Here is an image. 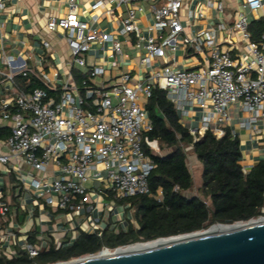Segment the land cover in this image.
Wrapping results in <instances>:
<instances>
[{
    "label": "built area",
    "instance_id": "obj_1",
    "mask_svg": "<svg viewBox=\"0 0 264 264\" xmlns=\"http://www.w3.org/2000/svg\"><path fill=\"white\" fill-rule=\"evenodd\" d=\"M141 1L150 2L148 11L153 18L146 29L140 25ZM205 1L206 9L216 10L221 20L190 35L183 24L187 0H95L88 16L80 12L76 0H67L68 14L47 24L49 32H63L70 55L69 72L56 73L54 78L28 69L21 58L1 53V64L7 69L0 68V82L15 83L17 75L36 73L52 91L26 93L15 88L12 96L0 102L1 119L9 132L3 141L8 151L0 154V164H13L18 172L15 165L21 161L43 176L30 173L19 178L22 189L33 192L35 203L42 201L50 208L78 215L84 210L95 212L102 198L123 202L150 195L148 179L155 163L148 150H160L146 136L152 124L145 106L155 89L166 93L180 122L199 114V126L188 129L197 141L207 132L223 137L232 121L230 109L237 106L239 128L264 145V34L260 42H253L244 11L238 10L229 26L223 20L224 1ZM242 6L255 13L263 2L242 0ZM4 7L0 0V9ZM120 8H125L124 17L116 15ZM206 17L205 10L187 11L191 25ZM105 21L120 22L121 28L106 32L101 26ZM42 45L51 48L47 40ZM128 46L135 49L143 77L123 68ZM180 46L204 57L206 65L188 70L155 66L157 60H174ZM89 56L94 58L92 63ZM105 58L120 70L114 83L104 79ZM76 70H82L80 82ZM8 211L0 204L1 219L7 218ZM87 229L95 233L99 227L93 223ZM4 237L14 235L0 229V239ZM117 249L103 248L85 257ZM24 251L34 260L41 250L27 244Z\"/></svg>",
    "mask_w": 264,
    "mask_h": 264
},
{
    "label": "crops",
    "instance_id": "obj_2",
    "mask_svg": "<svg viewBox=\"0 0 264 264\" xmlns=\"http://www.w3.org/2000/svg\"><path fill=\"white\" fill-rule=\"evenodd\" d=\"M78 9L86 16L89 15L91 6L95 0H76ZM225 12L223 20L230 26L234 22L237 11H244L249 23L264 19L263 7L255 13L246 10L242 6V0H223ZM5 7L0 9V56L4 52L6 55L16 59H23L28 69L37 72H44L51 78L56 73L65 75L69 72L67 65L70 59L68 47L63 32L51 33L47 29V24L52 18L64 17L69 12L67 0H2ZM144 8V12L139 14L140 25L145 28L153 23L151 13L148 11L150 2L141 1L138 3ZM205 0H187L183 10L184 26L187 33L194 35L197 32L215 26L221 20L220 14L213 9H206ZM205 10L207 17L200 19L195 24L188 23V10ZM116 15L125 16V8L116 10ZM119 23H109L105 21L101 26L106 32H116L120 29ZM42 40H47L51 44L50 49H45ZM128 58L125 60L124 69L131 71L137 77H143L144 72L140 65V60L135 56V49L128 46L125 48ZM174 60H157V68L171 66L176 70L198 69L206 65L205 58L187 52L183 47H179L174 54ZM88 61L92 63L94 58L89 56ZM107 62L105 81L116 82L120 70L113 69ZM0 68H5L1 64ZM7 69V68H5ZM79 76L82 70L75 71ZM75 75V74H74ZM80 82L81 77H76ZM15 83L4 81L0 83V99L12 96ZM232 121L230 129L237 133L241 141L243 154L242 165L244 169L251 170L258 162L264 160V145L256 140H252L250 134L239 128V116L237 106L230 109ZM199 114L194 119H182L181 123L187 129L199 126ZM7 128V124L1 119L0 129ZM8 129V128H7ZM0 139V154L7 153V147ZM197 160V158H196ZM198 162V160H197ZM199 164V162H198ZM13 164L5 166L0 164V204L8 208L7 218L1 219L0 229L5 232L11 231L14 238L4 237L0 239V258L12 260L17 256L27 255L24 248L27 244L33 245L40 253L50 251L52 248L61 250L74 244L81 234L92 235L90 225L96 223L99 230L95 233L118 232L128 230L129 223L134 224V211L129 210L128 204L117 202L111 198L99 200V209L95 212L82 211L78 215L71 212L59 211L46 206L42 201L35 203L33 192L24 191L19 181L20 175L32 174L33 177L43 178L42 175L33 171L23 162L19 161L15 165L20 171L13 169ZM201 167V165H200ZM89 185H92L91 183ZM201 185V184H200ZM200 185L198 187H200Z\"/></svg>",
    "mask_w": 264,
    "mask_h": 264
},
{
    "label": "trees",
    "instance_id": "obj_3",
    "mask_svg": "<svg viewBox=\"0 0 264 264\" xmlns=\"http://www.w3.org/2000/svg\"><path fill=\"white\" fill-rule=\"evenodd\" d=\"M249 31L252 41L260 42L264 19L251 23ZM14 82L26 93L37 89L52 93L36 73L17 75ZM145 109L152 124V131L146 136L149 141L157 142L160 152L148 150L155 163L148 179L150 195L123 201L134 211L135 223H129L127 232H105L102 237L84 233L73 245L61 250L52 248L34 260L26 256L13 260L0 258V264L69 262L96 254L103 248L117 249L193 234L214 225H233L264 217V160L244 174L239 137H234L227 128L221 138L207 132L197 141L180 122L179 112L160 89L153 91ZM8 136V129L1 128L0 139L5 141ZM188 150L202 169V181L196 194H193L195 185Z\"/></svg>",
    "mask_w": 264,
    "mask_h": 264
},
{
    "label": "water",
    "instance_id": "obj_4",
    "mask_svg": "<svg viewBox=\"0 0 264 264\" xmlns=\"http://www.w3.org/2000/svg\"><path fill=\"white\" fill-rule=\"evenodd\" d=\"M75 264H264V224Z\"/></svg>",
    "mask_w": 264,
    "mask_h": 264
},
{
    "label": "bare ground",
    "instance_id": "obj_5",
    "mask_svg": "<svg viewBox=\"0 0 264 264\" xmlns=\"http://www.w3.org/2000/svg\"><path fill=\"white\" fill-rule=\"evenodd\" d=\"M258 224H264V218L251 220L249 222H240V223H236L233 225H214V226L208 228L207 230L197 232V233H193V234L171 237V238H166V239H160V240L148 242V243H140V244H136V245L125 247V248H120V249H117L115 251H104V252H105L106 256L130 253V252H134V251H138V250H142V249L166 245V244L175 243V242L199 237L202 235H206V234L211 232V229L213 230V232H226V231L237 230V229H241V228H249V227H252V226H255ZM104 252H102L98 256L83 257V258H80V259H77L74 261L64 262V263H59V264H75V263H82V262H86V261H92V260L100 259L103 257Z\"/></svg>",
    "mask_w": 264,
    "mask_h": 264
},
{
    "label": "rangeland",
    "instance_id": "obj_6",
    "mask_svg": "<svg viewBox=\"0 0 264 264\" xmlns=\"http://www.w3.org/2000/svg\"><path fill=\"white\" fill-rule=\"evenodd\" d=\"M188 155H189V166H190V168L192 170V173H193V179H194V185H195V191L193 192V194H196V191L198 189V186L201 184V181H202L201 180V172H202V169L200 167V163L198 164V162L196 160V157L193 155V153L191 152V150H188ZM103 202H105V201L102 198V203ZM131 246H133V245H131ZM81 258H83V257H81ZM78 259H80V258H78ZM75 260H77V259H75ZM71 261H74V260H71ZM59 263H62V262H57V263H54V264H59Z\"/></svg>",
    "mask_w": 264,
    "mask_h": 264
},
{
    "label": "flooded vegetation",
    "instance_id": "obj_7",
    "mask_svg": "<svg viewBox=\"0 0 264 264\" xmlns=\"http://www.w3.org/2000/svg\"><path fill=\"white\" fill-rule=\"evenodd\" d=\"M121 232H127V230L126 231H123V230H120V231H118V232H116V231H114L113 233H115V234H120ZM105 232H102V233H93L92 235H97L98 237H102V235L104 234ZM107 233H110V232H107ZM21 257H25V255H21V256H17V257H15V258H13V259H18V258H21ZM28 257V256H27ZM12 259V260H13Z\"/></svg>",
    "mask_w": 264,
    "mask_h": 264
}]
</instances>
